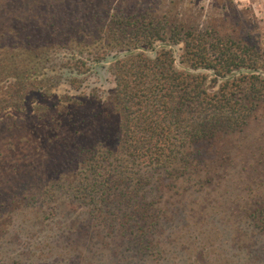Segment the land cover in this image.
Wrapping results in <instances>:
<instances>
[{"label": "trees", "instance_id": "obj_1", "mask_svg": "<svg viewBox=\"0 0 264 264\" xmlns=\"http://www.w3.org/2000/svg\"><path fill=\"white\" fill-rule=\"evenodd\" d=\"M61 198L55 263L264 264V33L233 0H0V240Z\"/></svg>", "mask_w": 264, "mask_h": 264}, {"label": "rangeland", "instance_id": "obj_2", "mask_svg": "<svg viewBox=\"0 0 264 264\" xmlns=\"http://www.w3.org/2000/svg\"><path fill=\"white\" fill-rule=\"evenodd\" d=\"M234 7L238 11V15L244 22H252L258 25L261 33H264V0H233ZM179 48L173 47L176 56V65L182 67L179 62ZM64 71V70H63ZM201 74L211 75L209 71H198ZM99 81V84L106 90L112 87L107 78H93L91 82ZM33 98H28L26 103V113L23 115L27 117L32 109ZM42 101V99H39ZM64 198H61V206L55 213L46 214L41 209L37 211L38 215L33 212L27 215L20 214L10 226L6 237L0 240L2 252L0 253V264H64L55 263L56 258L61 256L64 261V237L57 234V226L51 219L64 223ZM47 207V206H45ZM71 207H66L65 211H70ZM49 210V209H48ZM79 210V209H78ZM26 223L23 219L27 218ZM44 219V222L42 220ZM0 229H4L2 226ZM1 234V232H0ZM78 239L76 235V240ZM68 247V245H67ZM28 253V254H26ZM26 254L27 256L22 258Z\"/></svg>", "mask_w": 264, "mask_h": 264}]
</instances>
